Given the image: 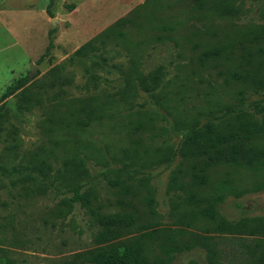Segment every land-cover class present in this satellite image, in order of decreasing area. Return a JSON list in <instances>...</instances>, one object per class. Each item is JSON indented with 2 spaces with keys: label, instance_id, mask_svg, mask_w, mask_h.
<instances>
[{
  "label": "rangeland",
  "instance_id": "obj_1",
  "mask_svg": "<svg viewBox=\"0 0 264 264\" xmlns=\"http://www.w3.org/2000/svg\"><path fill=\"white\" fill-rule=\"evenodd\" d=\"M263 27L264 2L250 0H0V105L13 103L19 91L3 98L20 79L35 93L59 68L56 86L40 88L47 90L42 107L11 108L0 131L7 261L62 264L101 246L88 210L67 203L71 184H81L100 213L135 217L116 241H133L150 260L166 264L160 247L172 246L183 250L169 264H208L203 240L216 264H241L264 241L237 226L264 218V171L218 164L206 170L205 186H192L188 166L197 158L182 157L181 143L203 124L264 125V88L256 82L264 79V38L255 34ZM214 48L218 57L201 59ZM56 90L64 100L105 105L83 133L57 135L59 146L45 122L48 104L61 100L51 98ZM12 129L20 145L8 155ZM256 143L264 145V133ZM35 152L45 161L43 177L25 169ZM192 192L200 193L199 208L211 202L231 227L219 232L183 219Z\"/></svg>",
  "mask_w": 264,
  "mask_h": 264
},
{
  "label": "trees",
  "instance_id": "obj_2",
  "mask_svg": "<svg viewBox=\"0 0 264 264\" xmlns=\"http://www.w3.org/2000/svg\"><path fill=\"white\" fill-rule=\"evenodd\" d=\"M253 2H264V0H250ZM255 34L258 37L264 38V27L259 29ZM84 50V48H83ZM259 51L264 54V48ZM81 51L77 52L80 53ZM221 50L214 48L203 53L201 59H210L218 57ZM59 68L54 67L49 71V76L54 79L41 81L37 85L35 93L31 92L30 88L24 87L27 82L25 79H20L12 92L3 98L5 101L9 96L15 93V100L13 103L3 102L0 105V131L3 130V124L6 116L9 114L11 108L19 114L28 112L34 105H43V95L47 90H41L45 82L47 88L52 89L56 86V72ZM154 80V79H153ZM257 84L264 88V79L256 80ZM61 90L53 92L51 98L61 99L58 102L48 105L47 118L45 119L51 135V140L55 146L61 145L62 141L57 139V135L77 134L83 133L94 121L100 120L104 115L105 105L96 104L93 99L89 101L80 99L64 100L60 97ZM49 100V98H48ZM54 102V101H53ZM76 104H75V103ZM44 105H47L44 103ZM62 107L65 108L62 111ZM264 125H256L251 122L237 124L233 127L217 126L212 124H203L200 126L190 128L181 143V156L188 155L196 157V162L192 166H188V172L191 175L192 186H205L208 182L206 170L218 164H224L228 167H242L253 171H264V145H259L256 140L264 133ZM14 130L8 132L12 136ZM6 152L8 155L15 154L14 150L18 149L20 139L14 135L8 140ZM44 160L39 156L38 152L30 155L25 169L30 172H36L42 177L44 174ZM6 174V170L0 166V172ZM172 188H177L180 185V178L174 175L171 178ZM71 197L67 200L68 206L78 204L86 208L92 218L94 224L98 227V232L95 236L96 242L101 245L92 250L82 253H77L72 256L69 261H64L62 264H160L150 260L149 252L135 245L133 241H116L121 233L127 232L134 228L135 217L128 213H116L105 215L100 213L98 208L91 206L92 191L86 190L82 192L83 186L81 184H71ZM264 186V184H263ZM200 193L192 192L183 200L185 206L190 208L188 213L183 214V219L186 221H201L206 225L212 226L215 231H225L231 227V224L223 219L215 206L208 202V205L199 208ZM220 199V198H218ZM148 201L150 213L152 199ZM148 225V224H147ZM147 225L141 228L148 227ZM248 229V235L264 234V218L263 219H240L237 225ZM199 245L206 249V256L208 264H216V259L213 258L214 252L207 246V244L200 240ZM196 244V243H195ZM167 260L163 262L169 264L170 257L174 255L177 250H183L182 247L161 246L160 247ZM188 249V248H187ZM0 264H10L4 257L3 251L0 250ZM241 264H264V241L255 243L248 251Z\"/></svg>",
  "mask_w": 264,
  "mask_h": 264
}]
</instances>
